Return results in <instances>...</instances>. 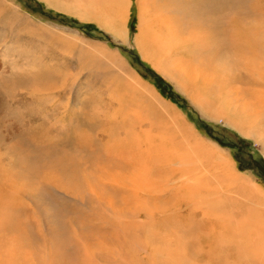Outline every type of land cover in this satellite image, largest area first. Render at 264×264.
Wrapping results in <instances>:
<instances>
[{"label":"bare ground","instance_id":"bare-ground-1","mask_svg":"<svg viewBox=\"0 0 264 264\" xmlns=\"http://www.w3.org/2000/svg\"><path fill=\"white\" fill-rule=\"evenodd\" d=\"M233 2L225 32L221 27L212 29L214 25L210 30L199 25L188 28L190 32L183 36L169 25L164 33V27L157 29L147 18L139 23L136 39L144 56L180 91L200 97L208 115L221 117L245 138L260 143L264 136V0ZM223 3L197 0L198 11H218ZM74 4L81 7L83 1ZM199 20L196 24H201ZM223 40L233 51L224 64L220 60L212 63L211 52L204 64L178 55L188 45L221 51ZM171 48L178 50L176 54L170 53ZM156 49L160 54L169 51L162 59L165 65L153 55ZM0 54L7 58V52ZM218 77L224 78L223 85L212 91ZM129 128L124 136L110 135L103 152L96 149L102 154L100 162L81 157L60 171L56 167L54 173L47 163L48 172L41 171L36 182L32 177L35 183L29 186L26 179V188L24 182L14 187L11 177H3L11 187L9 193L0 191V264H234L229 260L234 253L246 264H264V194L251 179L241 176L232 161L207 141L195 139L187 145L168 136L172 132ZM42 183L56 192L66 213L50 212L45 193L35 195L43 192ZM24 194L36 202L45 200L37 205L40 215L30 204L28 213L19 210ZM113 240L121 246L113 247ZM126 243L140 258L130 255L131 250L123 246Z\"/></svg>","mask_w":264,"mask_h":264},{"label":"rangeland","instance_id":"rangeland-1","mask_svg":"<svg viewBox=\"0 0 264 264\" xmlns=\"http://www.w3.org/2000/svg\"><path fill=\"white\" fill-rule=\"evenodd\" d=\"M79 1H83V5ZM93 1L0 0V53L7 52V58L0 54V191L10 192L7 177L13 179L14 187L24 182L26 188L27 180V186L40 180L48 167L54 173L56 167L59 166L60 171L61 166L81 157L100 162L102 154L96 149L103 152L105 142L112 139L110 135L121 137L129 127L133 131L146 127L151 133L172 132L173 135L168 136L182 144L188 145L197 139L215 145L232 161L234 169L251 179L250 183L264 194V136L260 143L255 142L245 138L221 117L208 115L200 97L194 98L180 91L168 75L158 70L155 62L152 64L150 59L145 57L149 62L143 59L135 42L139 23L147 18L157 25V29L164 27V33L169 25L183 36L199 25L209 30L214 25L212 29L221 27L225 32L228 17L233 16L230 6L234 5V0H223L225 3L218 10L220 12L212 11L214 15L208 11L199 12L197 0ZM117 1H121L122 8ZM76 2L82 6H76ZM117 4L120 9H115ZM64 5L71 6L65 9ZM69 9L77 10L80 15ZM215 17L221 19L216 23ZM198 19L201 24H196ZM208 22L212 24L208 25ZM121 35L125 37L121 38ZM231 49L223 40L221 51H205L202 47L188 45L187 50L180 49L178 55L195 64H204L213 56L212 63L220 60L224 64L225 57L233 56ZM170 50L172 54L178 51ZM188 50L194 54L188 56ZM159 52L154 50L155 58L165 60L169 51L165 49L167 55ZM207 52L212 53H209L211 57ZM163 62L165 65L166 61ZM219 79L214 81L212 91L223 85L221 79L224 78ZM213 95L217 96V92ZM184 139L188 143H184ZM88 154L90 157L86 156ZM191 157L194 159L195 156ZM32 177L35 182L31 183ZM40 187L43 192L35 195L45 193L49 211L57 209L66 213L67 209L57 202L56 192L44 183ZM26 195L19 210H29L30 204L40 215L37 205L44 204L45 200L39 198L36 202L35 198ZM237 195L241 197L240 193ZM84 211L81 209L80 213ZM30 230L33 232L32 227ZM113 242L115 245L112 246L119 248V243ZM123 246L131 250L129 253L134 259L140 258L141 254L129 243ZM229 260L246 264L236 253L230 255Z\"/></svg>","mask_w":264,"mask_h":264},{"label":"crops","instance_id":"crops-1","mask_svg":"<svg viewBox=\"0 0 264 264\" xmlns=\"http://www.w3.org/2000/svg\"><path fill=\"white\" fill-rule=\"evenodd\" d=\"M74 13H75V12H74ZM68 14L72 15L71 13H68ZM76 14H78V13H76ZM73 15H74V14H73ZM77 17H78V15H77ZM78 18H80V17H78ZM127 23H128V20H127ZM127 23H126V26H127ZM137 23H138V22H137ZM125 30H126V27L124 28V31H125ZM123 37H125V35H121V38H123ZM135 42H136V44L138 45V46L136 45V46H137V49H138V52H141V54L143 55V56H142L143 59H146L145 56H144V54L142 53V49H141V47H140V45H139L137 39H135ZM146 61L149 62L148 59H146Z\"/></svg>","mask_w":264,"mask_h":264}]
</instances>
